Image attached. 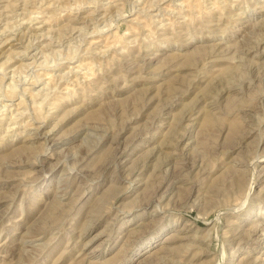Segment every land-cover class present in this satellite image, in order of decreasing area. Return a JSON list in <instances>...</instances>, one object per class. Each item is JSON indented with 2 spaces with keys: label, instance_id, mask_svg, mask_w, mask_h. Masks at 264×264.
<instances>
[{
  "label": "rangeland",
  "instance_id": "1",
  "mask_svg": "<svg viewBox=\"0 0 264 264\" xmlns=\"http://www.w3.org/2000/svg\"><path fill=\"white\" fill-rule=\"evenodd\" d=\"M0 264H264V0H0Z\"/></svg>",
  "mask_w": 264,
  "mask_h": 264
}]
</instances>
